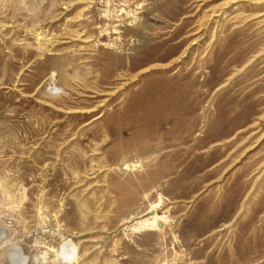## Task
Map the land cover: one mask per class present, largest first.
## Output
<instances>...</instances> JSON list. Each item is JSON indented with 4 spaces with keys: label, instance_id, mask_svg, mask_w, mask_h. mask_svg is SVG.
I'll list each match as a JSON object with an SVG mask.
<instances>
[{
    "label": "rangeland",
    "instance_id": "obj_1",
    "mask_svg": "<svg viewBox=\"0 0 264 264\" xmlns=\"http://www.w3.org/2000/svg\"><path fill=\"white\" fill-rule=\"evenodd\" d=\"M0 264H264V0H0Z\"/></svg>",
    "mask_w": 264,
    "mask_h": 264
},
{
    "label": "bare ground",
    "instance_id": "obj_2",
    "mask_svg": "<svg viewBox=\"0 0 264 264\" xmlns=\"http://www.w3.org/2000/svg\"><path fill=\"white\" fill-rule=\"evenodd\" d=\"M107 13H108V11H107ZM106 13V14H107ZM108 15V14H107ZM126 16V15H125ZM120 17V16H119ZM105 35H107L106 33H105ZM104 36V35H103ZM165 222V221H164ZM140 224V223H139ZM160 225V219L154 214V216L152 217V221H149V222H147V223H143V226H148V227H157L158 228V226ZM138 228V227H137Z\"/></svg>",
    "mask_w": 264,
    "mask_h": 264
}]
</instances>
